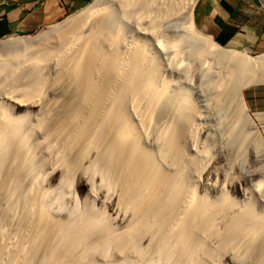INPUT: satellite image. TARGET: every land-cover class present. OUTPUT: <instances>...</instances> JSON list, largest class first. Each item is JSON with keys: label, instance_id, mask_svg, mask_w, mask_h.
I'll return each mask as SVG.
<instances>
[{"label": "bare ground", "instance_id": "bare-ground-1", "mask_svg": "<svg viewBox=\"0 0 264 264\" xmlns=\"http://www.w3.org/2000/svg\"><path fill=\"white\" fill-rule=\"evenodd\" d=\"M195 1L95 0L0 39V264H264V141L241 92L264 55L199 35Z\"/></svg>", "mask_w": 264, "mask_h": 264}, {"label": "crops", "instance_id": "crops-1", "mask_svg": "<svg viewBox=\"0 0 264 264\" xmlns=\"http://www.w3.org/2000/svg\"><path fill=\"white\" fill-rule=\"evenodd\" d=\"M92 1L0 0V33L30 34ZM192 20L196 30L219 46L264 55V0H196ZM248 89H244V100L249 111L264 110V83Z\"/></svg>", "mask_w": 264, "mask_h": 264}, {"label": "rangeland", "instance_id": "rangeland-1", "mask_svg": "<svg viewBox=\"0 0 264 264\" xmlns=\"http://www.w3.org/2000/svg\"><path fill=\"white\" fill-rule=\"evenodd\" d=\"M94 5H95V0H93L91 3H89L87 6H85V7H83V8H81V9H79V10H77L76 12H74V13H72V14H70L69 16H67L66 18H64L63 20H61V21H59L58 23H61V22H63L65 19H67L68 17H70V16H73V15H77V14H80V15H83V14H85L88 10H90L91 9V7H94ZM58 23H56V24H58ZM53 25H55V24H53ZM53 25H50V26H45V27H42V28H39L38 30H36L35 32H32V33H30V34H27V35H4V36H1L0 37V39H8V38H16V37H26V38H29V40L30 39H35V38H38L41 34H43V33H45L48 29H49V27H51V26H53ZM195 28V27H194ZM196 29V28H195ZM198 31V30H197ZM198 33H199V35L201 34V32H199L198 31ZM47 36H49V35H47ZM201 36H204L203 34H201ZM206 37V36H205ZM213 41V40H212ZM214 42V41H213ZM215 43V42H214ZM216 44V43H215ZM222 48H225V49H229L230 50V48H227V47H224V46H221ZM36 48V47H35ZM29 51V53H32V52H35L36 50L34 49V48H32V49H28ZM236 51V50H235ZM237 52H239V53H243L244 51H241V50H237ZM245 53V52H244ZM248 55H250V56H252V57H257V56H260V55H256V54H252V53H247ZM18 60V61H17ZM19 60H20V58H17V59H15L14 61L16 62V64H17V66L19 67V68H22L23 66H20V64H18L19 63ZM25 68H22V70L20 69V71L22 72L23 70H24ZM251 76V77H250ZM250 76H248L250 79H251V81H249L250 82V84L248 85V86H246V87H244L242 90H241V92H242V97H243V101H244V103H243V105L247 108V111H248V113L250 114V116H251V118L254 120V123L256 124V127H257V129H258V132H259V135L261 136V138L263 139V141H264V110H261V111H258V112H256L255 114H252V112H250L249 111V109H248V107H247V105H246V102H245V100H244V89H248V88H251V86H254L255 84H259V82H257L256 80H254L253 79V77H252V75H250ZM264 75H261V73H258V74H256L255 75V77L257 78V80L258 79H260V80H262L261 78L263 77ZM260 83H264V81H262V82H260ZM249 90V89H248ZM193 98L192 99H195L197 102H199V100H198V98H197V96H192ZM24 109H26V108H21V110H24ZM207 113H208V110L207 109H204V113H201V115H202V117H203V122H205V120H206V116H207ZM206 127V126H205ZM209 151L210 152H208V154H209V156H208V158L209 157H211L210 155H214L215 153L213 152V150L212 149H209ZM217 155L215 156L214 155V157H212L213 158V162L211 163L212 165H211V173H210V175L211 176H209V182H211V184H213V182L214 181H216V184L218 185V187H220L221 185H222V183L225 181V177L223 178V176H225V174L227 175V166H226V164L223 162V160L222 159H220L219 157H217ZM217 166V167H216ZM216 167V168H215ZM220 167V168H219ZM225 168V169H224ZM216 169V170H215ZM220 169V170H219ZM224 169V170H223ZM45 170H46V172H49L50 171V169H49V166H46V168H45ZM215 170V171H214ZM221 170H223V171H221ZM214 171V172H213ZM217 171V172H216ZM219 171V172H218ZM226 171V172H225ZM213 172V173H212ZM216 172V173H215ZM216 175H215V174ZM218 173V174H217ZM214 174V175H213ZM204 177H206V175H204L203 176V178ZM216 177V178H215ZM58 178H59V175L55 172L54 174H53V178H52V180H53V182H55V181H57L58 180ZM224 179V180H223ZM80 184H78L77 185V190H78V193H79V196H80V198H82V197H84L85 195H86V193H87V191H88V183L84 180V178H81L80 180ZM221 184V185H220ZM242 191H243V189L242 188H240V190H239V188L238 189H236V193H233L232 191H229V195L231 196V198L232 197H234V199L236 200V201H238V200H242ZM63 215L64 214H66V210H64V211H62L61 212ZM219 264H235L234 263V261L233 260H230L229 259V257H227V259H225V260H222L221 262H219Z\"/></svg>", "mask_w": 264, "mask_h": 264}, {"label": "trees", "instance_id": "trees-1", "mask_svg": "<svg viewBox=\"0 0 264 264\" xmlns=\"http://www.w3.org/2000/svg\"><path fill=\"white\" fill-rule=\"evenodd\" d=\"M0 36H2V33H0Z\"/></svg>", "mask_w": 264, "mask_h": 264}, {"label": "water", "instance_id": "water-1", "mask_svg": "<svg viewBox=\"0 0 264 264\" xmlns=\"http://www.w3.org/2000/svg\"><path fill=\"white\" fill-rule=\"evenodd\" d=\"M249 114V113H248ZM249 116H250V114H249Z\"/></svg>", "mask_w": 264, "mask_h": 264}]
</instances>
